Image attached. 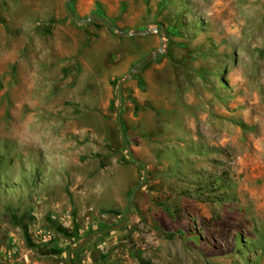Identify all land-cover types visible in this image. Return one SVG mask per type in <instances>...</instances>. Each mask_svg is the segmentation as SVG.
Segmentation results:
<instances>
[{"label":"rangeland","instance_id":"374dc122","mask_svg":"<svg viewBox=\"0 0 264 264\" xmlns=\"http://www.w3.org/2000/svg\"><path fill=\"white\" fill-rule=\"evenodd\" d=\"M0 0V264H264V0Z\"/></svg>","mask_w":264,"mask_h":264},{"label":"water","instance_id":"95a60500","mask_svg":"<svg viewBox=\"0 0 264 264\" xmlns=\"http://www.w3.org/2000/svg\"><path fill=\"white\" fill-rule=\"evenodd\" d=\"M70 4H71V0H66V3H65L66 12L70 16V18L74 22H76L77 24H89L91 22L96 21L99 24L114 30V28L111 27L101 16L96 15V14H92L90 17H88L87 19H84V20L77 19L75 17L74 13L70 9ZM116 32H117V34L120 37H126V38H130V37H133V36H148V35H150L152 33H158L160 35L161 45H160L159 49L157 50V52L156 53H151V54L145 56L137 65H135L126 74V76L118 83V86H117L118 113H117L116 123H117V127H118V130H119V133H120V138L122 140V143H123V145L125 147V151H126L128 157H129V159L133 163L138 164V165H140L142 167V169H143V179L138 185H136V187L134 188V190H133V192H132V194L130 196V200H129L127 209L125 211L123 221H121L117 225L109 227L108 229H105V230H102V231H97L96 233H93V234L85 237L78 245H76L72 249H69L67 251L68 264H72L71 255L76 253L77 251H79L81 248H83L86 244L91 242L93 239H95L97 237L108 235L110 233H113L115 231H118V230L124 228V226L127 223L128 214H129V211L131 209V206H132L133 200L135 198V195L138 192V190L140 189V187L147 183V179H148L147 166L144 163H142L141 161H139L138 159H136V157L134 156V154L131 151V148H130V146H129L128 142H127L126 136H125L124 127H123V123H122V120H121V115H122V91H123V85L127 81L132 79L136 75V73L143 68V66L145 64L157 60L158 57L162 54L163 46H164V39L166 38V33H165L164 29H160V28H156V29H153V30L147 29L146 31H144L142 33H124V32H121V31H116Z\"/></svg>","mask_w":264,"mask_h":264}]
</instances>
